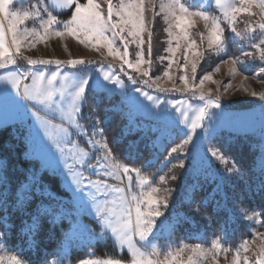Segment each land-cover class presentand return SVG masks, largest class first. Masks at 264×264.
Listing matches in <instances>:
<instances>
[{
  "label": "snow or ice",
  "instance_id": "snow-or-ice-1",
  "mask_svg": "<svg viewBox=\"0 0 264 264\" xmlns=\"http://www.w3.org/2000/svg\"><path fill=\"white\" fill-rule=\"evenodd\" d=\"M13 2L14 0H0V13L8 21L7 29L0 22V69H7L8 65L16 64L15 57L21 55L22 44L28 36H31L33 41L38 42L50 35L59 37L70 35L79 38L82 44H91L97 50L106 49L107 56H112L114 59L118 58L121 61V71L124 70L126 65L128 69H133L141 73L142 77H147L143 81L145 84L152 81L149 74L152 56V30L150 26L146 27V13L151 12L152 19L148 21L149 25L156 16L162 15L167 24L165 32L167 33V43L169 45L165 51L170 55L161 56L160 60L169 61L168 69H171L173 63H176V66L183 71V75L179 76V81L183 86H178L174 82L171 88H165L156 82L160 77H157L156 81H152V84L159 92L190 93L193 97L198 96L203 101L202 105L195 108L190 105L181 108L179 105L182 101L165 102L161 101L159 97L143 92L140 88L134 89L135 93H140L147 101L151 102L145 104L138 96L124 90V82L118 75L107 71L102 73V80L97 78L93 81L91 73H88L83 78H73L69 81L67 72L61 76L57 71L46 77L43 71L33 72L31 69L23 73L7 71L5 75L0 76V83L4 85L3 88H0V102H2L7 118V106L9 103L15 102V97L12 96L9 90L10 86L11 89L15 90V93L21 96L23 103L20 107L25 110L23 114H27L31 110V115L38 125L36 129L37 136L42 134L47 137L61 156H64L66 151L72 153L73 149H78L71 156V164L65 158L64 167L67 171L64 173V180L72 188L73 198L80 203L81 210L94 211L95 217L102 225L100 233H95L87 228H78L79 231L88 233L89 243L103 240L110 233L118 248L127 250L130 256L127 264H200L201 259L206 258L209 254L226 252L228 249L223 246L221 238H217L211 242L210 248L206 249L199 243L195 245L185 244L177 249L169 248L165 252L164 258H159L160 251L155 244L151 243L150 238L154 234V229L158 227V218L165 216L162 209L169 207L173 189L153 186L147 176L141 175L139 168L115 161L113 150L109 147L100 125L111 119L109 113H119L127 122L120 133L115 134L113 137L114 142H119L123 135L144 130L142 118L152 122L151 131L159 134L157 140L160 141L164 140V133L168 131L169 123L182 124L187 129L186 132H183L186 139L176 147L171 148L169 156L181 152L186 153L187 145L193 142L195 136H200L207 141L208 146L201 151L199 162L189 165L192 183L185 186L181 203H191L194 200L195 193L202 189L201 179L204 182L211 180L213 184L217 185V191L223 185L231 182L233 176L247 183L244 181L243 171L235 163L224 169L226 175L212 172L211 158H215L224 164L228 163L227 158L221 153L220 149L211 145L217 131L212 120L216 114L210 112L209 109H223L221 104L222 94L213 97L210 95L211 89H208L207 92L204 90L205 81L212 80L210 74L202 76L198 84L195 81L198 61L204 56V52L199 49L205 39L208 48L218 54L227 50L230 41H247L251 44L253 51L242 52L241 56L232 59L230 63L225 61L228 64V72L232 76L237 74L243 76L241 69L247 70L246 65L249 59L252 61L258 59L261 64H264V39L251 43L254 39L251 34L257 32V30L264 36V0H212L215 9L220 13L219 15L208 10L211 7L208 0H204L203 3L199 4L196 10H193V4L189 0H159V12L155 11L157 0H147V3L146 0H118V3H114V0H103V3L107 4L106 12L102 7L101 0H84V2H81V0H53L54 8L68 9L72 12L68 20L59 22L57 16L49 12L48 8L42 9L43 12L47 13L48 18L46 20L41 17L40 9L23 12L10 11L9 6ZM253 9L257 11H253ZM242 13H246L250 17H258L254 23L250 21L243 32L237 28L238 16ZM33 16L40 18L42 32L37 29L29 32L27 29L22 30L20 28ZM194 18L203 20L207 29V36L204 33H199L200 44L197 43L191 31L195 24ZM61 23L63 24V30H57ZM226 29L229 30L227 35ZM108 32H111V37L106 35ZM146 32L148 36L147 59L144 50L146 43L144 34ZM8 33L11 34V42L8 40ZM117 39L121 42L123 51L115 46ZM33 41H29V43L34 47L35 43ZM173 41H176L175 46H173ZM181 41H183V44H181ZM130 44L136 45L137 50L133 53L134 59H129ZM181 49H183V64L174 59L177 51ZM26 59L30 65L55 64L59 66L64 64L73 68L93 63V61L83 58L60 60L32 59L29 57ZM142 65L148 67L142 69ZM189 65L191 76L188 73ZM216 71H219V68ZM261 73H264V66L259 67L255 75L259 76ZM163 75L171 79L169 71L166 70ZM58 77L65 83L61 88L55 89L53 84ZM29 78L32 83H25ZM128 79L133 84L137 83V80L130 75ZM247 79V76H243V80ZM22 86L23 92L21 93ZM117 87L120 89L119 95L121 98L113 102ZM229 87H231V84L225 87V92L228 91ZM244 90L248 91L247 88ZM57 91L63 99L60 103L55 104V108H53V97ZM66 91L68 92L67 97H65ZM250 94L252 96L258 95L264 101V92L252 91ZM89 96L93 97L97 105L106 102L103 108V117H93L91 129L81 123L83 108L87 105ZM65 99L68 101L67 104L64 102ZM37 105L42 106L45 112H58L60 119L66 122L67 126L63 124L52 125L50 121L41 116L39 111L35 110ZM16 115L20 116L21 113L17 111ZM205 121H209V123L205 124ZM0 123H3V121H0ZM50 128H56L59 135L54 137ZM198 129L202 130V133L198 132ZM73 136H76L77 140L72 139ZM97 136L100 139H96ZM81 137L85 140L83 148H80L78 144V139ZM171 138V135H168L167 139L170 140ZM152 146L154 148L162 147L163 144L158 145L154 141ZM88 149H91V151ZM101 151L104 153L103 156L99 155ZM25 158H28L27 153H25ZM77 165L80 167H77ZM176 167L188 171L184 160H180L177 165H173V168ZM89 169L92 172L90 175L85 176V171ZM260 169L262 176H264V157H262ZM51 173L56 175V169H51ZM132 174H135L136 187L139 188V191L133 190ZM92 175H97L99 178L92 179ZM125 178L128 182L126 185L121 186ZM168 179L175 181L177 176L173 174L167 179L165 176L159 177L161 183H167ZM109 180L118 181L119 183H109ZM260 190L264 192V180L260 184ZM34 196H47L56 202L54 193L49 192L46 188L41 189L36 171H31L26 181L22 182L13 191L6 171V162H0V212L3 213V215H0V227L3 228V230H0V250L3 249V241L13 227L9 223L8 209L10 206L14 212H19L22 217H28V219H21L19 235L27 245V249L33 252L40 245L38 235L44 218H47L53 226L69 218L68 214L61 210L60 202H56V206L40 203L33 211L29 212L27 210L28 205ZM201 203L203 204L205 201L202 200ZM195 211H199V209H195ZM238 212L248 220H254L258 215L257 213L247 215L244 209H239ZM73 219L75 218L73 217ZM226 236L227 232L224 231V238ZM255 236L261 242L257 244L254 239L250 244L249 241L243 240L236 249L232 264H264V233L257 232ZM252 244L256 245L254 261L246 254L243 255L241 261V250L243 253H248ZM148 246L151 247V251L145 250ZM70 248V243L68 246L62 245L56 253L58 259L51 261L45 259L40 261L39 264H63L64 259L70 254ZM184 251L190 253L186 261L179 259ZM0 264H27V262L18 255H10L7 257L0 256ZM77 264H125V262L121 259H80Z\"/></svg>",
  "mask_w": 264,
  "mask_h": 264
},
{
  "label": "rangeland",
  "instance_id": "rangeland-1",
  "mask_svg": "<svg viewBox=\"0 0 264 264\" xmlns=\"http://www.w3.org/2000/svg\"><path fill=\"white\" fill-rule=\"evenodd\" d=\"M81 2H84V0H81ZM190 3L193 4V10H196V7L203 3L204 0H189ZM102 7L107 9V4L103 3V0H101ZM114 3H118V0H114ZM147 3V0H146ZM208 4L211 5L209 7V11L215 12L216 15H219V11L215 9L214 4L212 3V0H208ZM48 8V11L51 12L53 15H56L59 21H66L71 16L65 15L66 12H69L71 10L68 9H58L53 7V0H14L13 4L9 6L10 11H32L33 9H40L41 10V17L43 19H47V13L43 12L42 9ZM156 12H159V0H157V6L155 8ZM253 11H257L253 9ZM149 13V12H148ZM148 13H146V27H151V25L148 24ZM159 18V21L163 24V29L158 28L155 31L154 34H152V56H151V67L149 74L152 77V81H156L157 77H160L157 83L162 85L165 88H171L173 86V83L175 82L178 86H183L179 81V76L183 75V71L179 69L176 66V63H173V66L171 69H168V60L161 61V56H168L170 55L165 50L168 48V37L167 33L165 32V28H167V24L163 20L162 15H158L155 17L154 22L157 26L156 19ZM195 24L192 28V35L197 40V43L200 44V36L199 33H204L205 36H207V29L205 27V22L199 18H194ZM258 19V17L253 16L250 17L246 13H242L238 16L237 21V28L240 31H245L248 27L249 22H255ZM158 21V20H157ZM0 22L3 23L5 29L8 28V21L6 18H4L3 14L0 13ZM56 27V26H54ZM20 28L27 29L29 32H31L33 29H37L39 31H43V29L40 27V18L33 16L31 19L27 20L23 25L20 26ZM57 30H63V24H59V27ZM152 30V28H151ZM160 30H163V33L160 34ZM160 34V35H159ZM229 34V30L226 29V35ZM109 37H111V32L106 33ZM254 39L251 41V43H256L260 41L261 39H264V36H262L259 33V30L257 32L251 34ZM144 39L146 41L144 45L145 50V58L147 59V32L144 34ZM8 40L11 42V34L8 33ZM29 41H33V38L31 36L27 37V40L24 41L21 47V55L16 56V64L15 65H8L7 69H0V76H3L6 74L7 71H18L20 73L26 72L29 69H31L33 72L43 71L46 75V77L51 76L54 72H59L61 76L65 72L68 73V80H72L73 78H83L88 73H91V76L93 78V81H95L97 78H100L102 80V73L107 71L111 72L115 75H118L121 80L124 82V90L130 91L132 94L139 97L140 100H142L145 104H150V101H147L140 93H135L134 89L140 88L143 90V92L148 93L149 95H152L154 97H159L161 101L165 102H174V101H182V103L179 105L181 108H186L189 105L192 108H195L197 106H200L203 104V101L199 99L198 96L193 97L190 93L189 94H181L178 92H159L155 86H153L152 81H149L148 84H145L143 81L147 79V77H142L141 73L136 72L133 69H128L125 65V68L123 71L120 69V63L121 61L118 58H113L112 56H107V50L104 48H101L100 50H97V48L93 47L91 44L85 45L80 43V39L74 36L65 35L64 37H59L56 35H50L45 39L39 40L38 42H35V46L33 47ZM160 41L162 42L160 44ZM176 41H173V46H175ZM181 44H183V41H181ZM116 47H119L121 51H123L121 42L117 39V42L115 44ZM136 45L130 44L129 45V59H134V51H136ZM200 51L204 52V56L202 59L198 61V67H197V73H196V83H199V79L204 76L205 74H210L212 76L211 81H205L204 84V90L207 92L208 89H211V96H216L218 94L221 95V104L223 105V109H209L210 112L215 113L216 115L212 118L214 122V127L217 131V133L221 131H230L234 133H251L255 135H259L262 138L263 146H264V101L260 99V97L252 96L250 93L252 91H255L257 93L264 92V73H261L259 76L255 75L258 72L259 67L264 66V64H261V62L257 59L255 61H252L249 59L246 68L247 70L241 69L243 72V76H247V80H243V76L240 74H237L235 76H232L228 72V64L225 63V61L231 62L232 59L241 56V53L244 51H253L251 44L247 41L242 42H233V45L230 46L228 43L227 50L223 53H216L212 49L208 48L207 40L205 39L203 44L201 45ZM32 58V59H60V60H69V59H79L83 58L85 60L93 61L91 64L87 65H80L73 68L70 65H55V64H36V65H30L27 63L26 58ZM243 59V57H241ZM178 60L180 64H183V49L178 50L176 53V57L174 58ZM148 67L147 65H142L141 68ZM239 68V65L237 66ZM219 68V71H216V69ZM170 72L171 79L169 77H165L163 73L165 71ZM189 76H191V67L189 65L188 68ZM132 76L134 79L137 80V83L133 84L131 80L128 79V76ZM215 81V82H213ZM25 83L31 84L32 81L29 78ZM46 83V82H45ZM65 82L61 80L60 77L57 78V81L54 82L53 88L59 89L63 86ZM229 84H231V87L228 88V91L225 92V87H227ZM3 84L0 83V88H3ZM247 88L248 91H245L244 89ZM9 90L13 97H15V102L9 103L7 106V118L2 106V102H0V121H3V123H0V128L4 127L6 125H17L18 129L24 130L23 136L25 138L26 144H27V154L28 158L36 159L39 162L40 169H47L51 171V169H56L57 175L60 177L63 187L70 193L71 195V202L74 205L73 215L70 217L71 224L70 228L68 229L67 233L65 234L64 238V246H68L69 243L71 244V248L73 247H82L85 244H95L97 242H101L102 244H106L108 241H110L113 248L118 251L119 254L125 255L124 259H121L122 261L127 264V261L130 259V256L127 252V250H120L118 246L116 245L114 239L111 237V234L109 233L108 236H106L103 240L98 241H92V243L88 242V233L81 232L78 230L79 227L87 228L93 230L95 233H100L102 229V225L98 222L97 218L94 215V211H89L87 209L81 210V205L78 201H76L73 198V192L72 188L69 187V184L64 180V173L67 171V169L64 167V161L65 158L68 159V163H72L71 156L78 151V149H73L72 153L65 152L64 156H61V154L56 150L55 146L52 144L50 140L47 139V137H44L42 134L40 136L36 135V129L38 127L37 122L34 117L31 115V110L27 112V114L24 113V109L20 107V105L23 103L21 96L15 93V90L11 89L9 86ZM70 91V89H69ZM23 92V86L21 87V93ZM120 89L117 87L116 95L114 98H116L115 101L119 100L121 97L119 95ZM68 92H65V97H67ZM61 99H63L60 96V93L57 91L53 97V108H55V104L60 103ZM248 101L251 100L253 103L250 105L244 106V107H237L238 101ZM114 101V102H115ZM65 104L68 103V101L65 99ZM36 111H39L41 113V116L45 117L52 125H61L67 126L66 122H63L60 119V114L55 111L51 112H45L42 106L37 105L35 108ZM19 111L21 113L20 116H17L16 113ZM175 115V113H173ZM93 116L90 115H84L83 112V118L81 119V123L91 129L93 126L92 122ZM142 123L144 126V129L148 127V125H152V122L147 119L142 118ZM209 121H205V124H208ZM101 127V125H100ZM102 128V127H101ZM171 129H175L178 133L183 134V132H186L187 129L182 124H171L168 125V131ZM50 131L53 133V136L59 135L58 130L56 128H50ZM198 132L202 133V130L198 129ZM31 133V135H30ZM105 137V136H104ZM72 139L77 140L76 136H73ZM96 139H100L99 136L96 137ZM184 139H186V136L184 135ZM183 141V140H182ZM78 144L80 148H83L85 145V140L83 137L78 139ZM180 144V143H179ZM178 145V144H177ZM176 145V146H177ZM212 145V143H211ZM208 146V142L203 140L200 136H195L193 139V142L189 145H187L186 153L181 152L184 156L185 165L186 168H188L189 164H191L195 158L196 162L199 161V156L202 150L206 149ZM213 146V145H212ZM91 151V149H88ZM103 151L99 153V155L103 156ZM114 157V156H113ZM227 158V157H226ZM215 159V158H214ZM115 161H118L121 164H128L130 167H135L132 164L122 162L120 160H117L114 157ZM228 163L224 164L219 160H216V163H219L221 165L222 171L224 172V169L226 167H231L232 162L230 159H228ZM94 162V161H93ZM179 163V162H177ZM77 167H80L77 165ZM137 168V167H135ZM183 170V169H181ZM184 173L186 172L185 169L183 170ZM92 170L85 171V176L90 175ZM133 175V190L139 191V188L136 187V177L135 174ZM142 176H147L149 180L152 182L153 186L166 188L170 187L173 189V195L176 191V183L177 179L175 181H172L170 179L167 180V183H161L158 179L156 182H154L155 177L143 174L141 172ZM173 175V174H172ZM176 175V174H175ZM166 179L170 177L171 175L169 173H166L165 175ZM235 177V176H234ZM99 178L97 175H92V179ZM236 178V177H235ZM127 178L124 179L123 184L121 186H124L127 184ZM109 183H119L118 181L109 180ZM172 195V197H173ZM172 197L170 198V202L172 201ZM244 209L247 215H252L253 213H257V211L252 209H247L242 206H237L236 211L239 214L238 210ZM165 212V216L158 218L157 224L158 227L154 229V234L150 238L151 243L155 244L157 248L160 251V259L164 258L165 252L169 248L177 249L182 247L183 245H195L188 242H178L177 239H173L169 235V228H171V221L169 222L167 220V210L168 209H162ZM73 217L75 219H73ZM243 219L247 220L251 224V230H252V236L249 238H246L245 240L251 242L255 239L256 243L259 244L261 241L258 237L255 236V233H264V224L261 222V218L259 214L256 216L254 220H248L244 218V216L240 215ZM241 244V243H240ZM239 244V245H240ZM203 245V244H202ZM228 250L221 251L219 253H213L209 254L206 258L201 259L200 264H232L233 258L236 254V249L231 246L223 245ZM204 248H210V245H203ZM238 247V246H237ZM256 249V245L252 244L251 248L248 253H243L241 250V261L243 259V255H248L251 260L254 261V251ZM146 251H151V247L148 246ZM189 251H184L182 255L179 257V259L187 260L189 256ZM10 255H18L14 253L13 251H10L5 244V241H3V249L0 250V256H10ZM19 256V255H18ZM21 259H23L20 256ZM85 259H97V260H108L112 259V257H95V256H89ZM24 260V259H23ZM26 261V260H24ZM27 262V261H26ZM28 264V262H27ZM66 264H72V263H66ZM77 264V263H75Z\"/></svg>",
  "mask_w": 264,
  "mask_h": 264
},
{
  "label": "trees",
  "instance_id": "trees-1",
  "mask_svg": "<svg viewBox=\"0 0 264 264\" xmlns=\"http://www.w3.org/2000/svg\"><path fill=\"white\" fill-rule=\"evenodd\" d=\"M71 14V11L65 13L67 17ZM151 19V12H149L148 20ZM156 23L157 26L154 21L151 25L152 34L155 33L157 27L163 29L159 18L156 19ZM162 33L163 30H160V34ZM229 45L232 46L233 42L230 41ZM115 100L116 98L113 97V102ZM251 103H253L251 100H241L237 102V107L241 108ZM105 104L106 102H102L97 105L93 97L89 96L88 103L83 108L84 115L103 117ZM109 115L111 119L107 123L101 124V127L109 147L113 150V156L117 160L134 165L143 174L154 176V182L166 173L176 174L177 188L167 208V220L171 221V228H169L171 238L177 239L178 242L203 245H210L213 240L221 238L223 245L237 248L243 240L252 236L251 224L238 215L237 206L257 211L264 224V192L260 190V184L264 180L260 169L261 160L264 157V146L259 135L230 131L217 133L211 141L212 145L219 148L225 157L243 171L244 181L247 183L233 176L231 182L223 185L217 191V185L213 184L211 180L204 182L201 179L202 189L195 193L194 200L191 203H181L185 186L192 183V177L189 174L191 168L188 167V171L185 173L184 169L173 168V165H177V162L184 159V156L182 153L169 156V152L171 148L176 147L184 140V135L171 129L164 133L165 138L160 141L157 140L159 134L151 131L152 126L148 125L143 131L123 135L119 142H114V135L120 133L127 122L119 113H109ZM23 132L24 130L18 129L17 125L10 124L0 128V162H6V171L12 190L15 191L22 182L26 181L31 171H36L41 189L46 188L49 192L54 193L56 202H60L61 210L69 217L55 226L50 224L47 218H44L38 235L40 245L33 252L27 249V245L19 235L21 219H28V217H22L19 212H14L12 207H9V223L13 227L4 239L5 244L10 251L21 256L28 264H39L45 259L51 261L59 258L56 253L62 245L64 246V238L70 228V217L73 215L74 205L71 202L70 193L63 187L57 174L53 175L47 169H40L36 159L25 158L27 144ZM168 135L172 137L170 140L167 139ZM154 141L158 145L162 143L163 146L154 148L152 146ZM198 162V160L197 162L194 160L192 163ZM211 169L214 173L226 175L214 158H211ZM202 200L205 203L202 204ZM56 202L47 196H34L27 210L33 211L40 203L56 206ZM195 209H199V211H195ZM0 215L3 213L0 212ZM0 230L3 228L0 227ZM224 231L227 232L226 238H224ZM110 243V241L106 244L97 242L85 244L80 248L73 247L63 264L69 262L75 264L78 260L89 256L124 259L125 255L119 254Z\"/></svg>",
  "mask_w": 264,
  "mask_h": 264
}]
</instances>
